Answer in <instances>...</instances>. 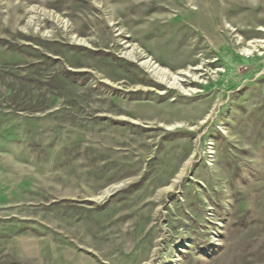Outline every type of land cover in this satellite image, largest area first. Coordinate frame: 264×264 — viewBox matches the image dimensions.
Listing matches in <instances>:
<instances>
[{
  "label": "rangeland",
  "instance_id": "obj_1",
  "mask_svg": "<svg viewBox=\"0 0 264 264\" xmlns=\"http://www.w3.org/2000/svg\"><path fill=\"white\" fill-rule=\"evenodd\" d=\"M0 264H264V0H0Z\"/></svg>",
  "mask_w": 264,
  "mask_h": 264
},
{
  "label": "bare ground",
  "instance_id": "obj_2",
  "mask_svg": "<svg viewBox=\"0 0 264 264\" xmlns=\"http://www.w3.org/2000/svg\"><path fill=\"white\" fill-rule=\"evenodd\" d=\"M36 8L37 7L35 6H31L30 12ZM126 42L127 41H125L124 43ZM124 56L132 61H137L141 68H143L145 72L150 75V77L154 78L160 84L171 85L172 87H175L178 86L177 80H184L182 78L179 79L177 77L172 78L173 75L170 74V71L168 69L162 67L152 57H149V55H145L142 50L138 47H132V49L127 51ZM178 74L184 75L185 73L179 72ZM170 80L173 81L170 82Z\"/></svg>",
  "mask_w": 264,
  "mask_h": 264
}]
</instances>
